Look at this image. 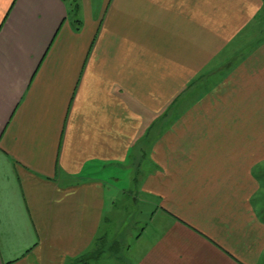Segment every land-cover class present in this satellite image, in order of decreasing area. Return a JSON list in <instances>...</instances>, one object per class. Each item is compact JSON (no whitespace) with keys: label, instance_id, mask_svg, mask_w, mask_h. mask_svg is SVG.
<instances>
[{"label":"crops","instance_id":"crops-1","mask_svg":"<svg viewBox=\"0 0 264 264\" xmlns=\"http://www.w3.org/2000/svg\"><path fill=\"white\" fill-rule=\"evenodd\" d=\"M0 264H264V0H0Z\"/></svg>","mask_w":264,"mask_h":264},{"label":"rangeland","instance_id":"rangeland-1","mask_svg":"<svg viewBox=\"0 0 264 264\" xmlns=\"http://www.w3.org/2000/svg\"><path fill=\"white\" fill-rule=\"evenodd\" d=\"M67 3H69L71 0H66ZM175 110V114L174 116L176 117L177 115L180 114V110H181V102H176V104L171 108ZM168 117H171V119L173 118V110L169 111V115ZM170 119V120H171ZM169 120V121H170ZM122 171V170H121ZM104 179L108 178L109 180V184L112 185L113 187H115L117 190H119L121 193L120 196L116 195V193L114 192L113 189H110V187L108 188L109 190H107V192L109 193L108 195H113L115 194V204H117V206L119 207V209L123 208V205L125 204L126 199L128 200V197H122V192L123 191H134L135 186L130 187L131 183H130V177H131V171H126V172H117L114 169H111L109 173H107L106 175L102 176ZM134 185V184H133ZM142 216V215H141ZM112 226L108 224V228H111ZM137 229H133L130 230L128 233V236H136L137 233L139 232V230L141 229L139 225L136 226ZM137 231V232H136ZM131 238V237H130ZM130 238H127V242L130 241Z\"/></svg>","mask_w":264,"mask_h":264},{"label":"trees","instance_id":"trees-1","mask_svg":"<svg viewBox=\"0 0 264 264\" xmlns=\"http://www.w3.org/2000/svg\"><path fill=\"white\" fill-rule=\"evenodd\" d=\"M97 253H98V251H95L93 254L91 253V254H89L88 256H89V257H90V256H93L94 258H96ZM99 253H100V252H99Z\"/></svg>","mask_w":264,"mask_h":264}]
</instances>
